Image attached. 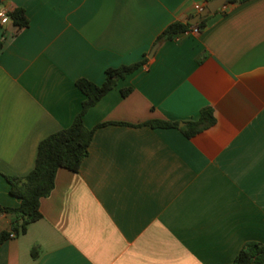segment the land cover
Segmentation results:
<instances>
[{
    "label": "crops",
    "instance_id": "1",
    "mask_svg": "<svg viewBox=\"0 0 264 264\" xmlns=\"http://www.w3.org/2000/svg\"><path fill=\"white\" fill-rule=\"evenodd\" d=\"M209 1L2 0L29 24H0L1 206L20 205L6 177L32 171L40 142L80 112L78 80L148 62L85 114L87 129L106 125L77 173L58 170L42 219L0 245V264H232L264 245V0L227 3L149 58ZM206 107L215 123L190 139L145 125Z\"/></svg>",
    "mask_w": 264,
    "mask_h": 264
},
{
    "label": "trees",
    "instance_id": "2",
    "mask_svg": "<svg viewBox=\"0 0 264 264\" xmlns=\"http://www.w3.org/2000/svg\"><path fill=\"white\" fill-rule=\"evenodd\" d=\"M250 0H228V4H242ZM2 0H0V5ZM8 16L19 29L28 27L29 21L25 11L16 8L8 11ZM209 17L201 20L196 25L188 22L176 21L170 24L156 39L155 44L171 41L176 36L192 31H199L206 27ZM2 44L0 43V50ZM148 62L146 56L140 62L129 66L109 68L105 71V79L101 85H95L87 80H78L76 87L85 96L80 112L74 118L72 124L59 132L44 139L37 148L34 168L22 178H8L10 194L20 200L17 208H7L0 205V217H10L9 231L0 233V245L11 237L17 238L25 235L30 225L42 219L40 202L47 198L54 189L55 178L58 170L65 169L77 173L84 159L88 156L89 147L95 131L106 124L98 125L89 130L84 126V116L89 109L94 107L105 95L112 91L118 82L126 76L133 74ZM123 96H127L130 90H122ZM215 119L211 108H203L199 119L195 122L169 123L155 121L146 123L150 127L178 129L188 139L201 133L214 125ZM35 258V256H33ZM232 264H264V245L258 243L246 244L238 253Z\"/></svg>",
    "mask_w": 264,
    "mask_h": 264
},
{
    "label": "water",
    "instance_id": "3",
    "mask_svg": "<svg viewBox=\"0 0 264 264\" xmlns=\"http://www.w3.org/2000/svg\"><path fill=\"white\" fill-rule=\"evenodd\" d=\"M228 3V0H211L209 1L206 6L202 9V11L196 15L194 18L188 21L189 24L191 25H196L198 24L201 20L215 14L218 10L223 8L226 4ZM159 44H156L149 55V58H151L155 51L157 50ZM185 124L182 123L180 124V127H183Z\"/></svg>",
    "mask_w": 264,
    "mask_h": 264
},
{
    "label": "built area",
    "instance_id": "4",
    "mask_svg": "<svg viewBox=\"0 0 264 264\" xmlns=\"http://www.w3.org/2000/svg\"><path fill=\"white\" fill-rule=\"evenodd\" d=\"M198 9H199L200 12L202 11L201 8H198ZM9 20H10V18L8 16V12L7 11L0 12V24L4 25V24L8 23ZM193 31L195 33H198L199 30L194 28Z\"/></svg>",
    "mask_w": 264,
    "mask_h": 264
}]
</instances>
